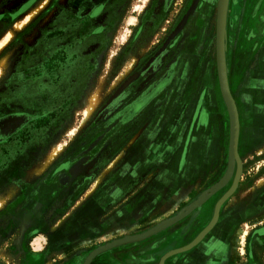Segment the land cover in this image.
Here are the masks:
<instances>
[{
    "label": "rangeland",
    "instance_id": "374dc122",
    "mask_svg": "<svg viewBox=\"0 0 264 264\" xmlns=\"http://www.w3.org/2000/svg\"><path fill=\"white\" fill-rule=\"evenodd\" d=\"M186 1L0 0V40L44 4L0 49V118L28 117L15 133L0 134V264H82L96 242L68 233L109 173L157 172L151 186L167 189L173 171L184 180L197 165L188 162L186 145H171L183 119L193 124L199 109L210 107L219 110L224 129L221 114L228 110L214 21L199 52L186 57L170 49L176 39L170 31ZM241 18L233 19L225 37L229 85L242 122V187L231 200L238 214L233 261L264 264V204L253 205L264 189V28L250 41ZM93 93L97 103L86 115ZM146 128L152 165L141 166L134 151ZM228 142L222 131L216 160L194 173V186L202 189L227 170ZM41 163L45 169L31 181L26 173ZM92 173L100 174L86 186L84 177ZM68 192L79 195L71 202Z\"/></svg>",
    "mask_w": 264,
    "mask_h": 264
},
{
    "label": "flooded vegetation",
    "instance_id": "af4514ba",
    "mask_svg": "<svg viewBox=\"0 0 264 264\" xmlns=\"http://www.w3.org/2000/svg\"><path fill=\"white\" fill-rule=\"evenodd\" d=\"M217 2H219V0H187L185 3L183 2L182 5L180 4L182 7V14L176 26L170 31L172 32L171 34L176 37V39L172 40V44H170V49H172V51H180V54L182 52L186 57H189L192 51H200L199 44L202 43V35L206 33V29L213 21L216 29ZM241 15V25L247 26V28L250 27L249 31H251V35L248 37V40H254L256 34L260 35V32L263 33L264 0H228L226 29L228 30L229 26H231L234 18L240 17ZM171 20H167L168 23H170ZM162 113V108H160V112L157 113L158 117L162 115ZM179 114L180 113L177 112L176 115ZM10 115H24L26 117L25 122L28 120L27 114L22 112L8 114L0 118V120ZM161 120L162 118H159V121ZM25 122L14 132L6 135L0 129V134L3 137H8L18 131ZM160 125L161 124L158 122L155 124V127H161ZM151 129H154V127H151ZM145 133L144 140L142 142H136L139 148L136 147L134 151L135 154H138L137 157L142 160L143 164L149 162L150 157L148 153L149 149H147V144L149 143L148 133H150V129L146 128ZM137 157L134 156V158ZM149 164L150 162L145 165L148 166ZM92 174L94 175L84 177V184L86 186L95 181L100 173ZM109 174L112 177L106 178L102 186L96 187L91 198L79 212V215L84 212H98L97 219L84 221L85 224L83 228H87L89 233L86 234L84 233L85 231L82 232L81 227L76 226L77 224L73 226L72 231L68 233L71 237H74L73 235L75 234L83 233V235H86L84 237L87 240L91 239L96 242V245L90 249L85 256L82 264L85 262L89 253L95 248L127 236L145 233L166 219L175 216L179 211L184 210L186 206L196 200L198 196L206 191L212 184L216 183L225 172L214 177L216 179L202 189L199 186H192L187 193L186 200L180 202L176 208L167 214H164V208L156 206L151 207L150 205H143L142 208H137V210L135 207L136 197L142 191H151L155 188V190H159V188H153V186H151L152 182H154V175L158 174L157 172L125 170L115 171ZM234 177L235 175L233 174L229 181L221 189L212 194L200 207L195 208L175 223L154 234L123 242L111 249L101 252L96 255L89 264H239L234 263L233 259L236 258L235 256L237 255L234 256V251L232 250L234 244L237 243L236 237L232 235L235 217L238 216L237 213L234 214L233 221L230 222V231H228L232 245L223 252H219L218 250L212 252L206 250L203 252L193 251V248L196 246L194 245L188 250L165 256L168 252L191 243L210 223L214 217L217 202L231 187ZM209 178H213V173L210 176L200 177L199 179L202 181L203 179ZM241 187L242 182L240 178L235 191L229 197L233 198V196L238 195ZM77 194L76 192H68L67 195H70L68 200L71 202L76 200ZM229 197L222 202L216 223L219 222L221 213L225 209L226 201L230 199ZM242 201L244 200L241 199L240 203H242ZM259 202L264 204L263 188L254 203H252L254 206H259ZM229 204V208L235 210L234 203L230 201L227 205ZM253 205L252 208L254 207ZM205 220L208 224L206 223L207 225L204 226L203 229L198 230V227L204 223ZM205 236L201 240L205 239ZM201 240L199 242H201ZM251 253L253 254V252Z\"/></svg>",
    "mask_w": 264,
    "mask_h": 264
},
{
    "label": "crops",
    "instance_id": "0c3cea01",
    "mask_svg": "<svg viewBox=\"0 0 264 264\" xmlns=\"http://www.w3.org/2000/svg\"><path fill=\"white\" fill-rule=\"evenodd\" d=\"M221 116H223V130L222 124H220L221 118L218 109L212 110V108L210 107L200 108L193 124H191L189 118L183 119L184 123L182 124V130L180 132H174L172 136L174 142L171 145L175 147L186 145V152L188 153V162H193L197 165L193 167L194 170L187 172L186 179L184 180H179L178 177L180 175L176 174L175 171H173L172 173L174 174L169 175V177H171V180L169 179L164 181V183L167 184L166 186L169 187L167 189L157 187L159 188V190H155V188L151 191H142L136 197V210L137 208H142L143 205H150L151 207L156 206L164 208V214H167L171 212L174 208H176L180 202L186 200L187 193L192 188V186L195 185L193 179L197 177L196 172H202L206 169L208 164L216 160L214 159V156L218 147V142L222 131L225 140H229V115L228 113L226 114V112H224V115L221 114ZM239 122L241 132L242 122L240 120V117ZM134 155L135 157L138 156V154L135 153ZM149 162H146L145 164H148ZM145 164L142 163L141 166H147ZM150 165H152L151 162ZM176 166V162L172 163V167ZM159 177H161V174L159 175ZM235 197L236 196H233V198L229 197L230 199L226 201V206L223 212L221 213L219 222H217L216 225H214L213 228L208 232V234L205 236V239L201 240V242H198L196 244V246L193 248V251L203 252L204 250H206L212 252L214 250H218L219 252H223L232 245L228 231H230V222L233 221L234 210L232 208H229L230 204H227L231 201V199H235ZM97 215L98 212H84L81 215H78V222L76 226L81 227L82 232L85 231L84 233H89L87 228H83L85 224L84 221L95 220L97 219ZM206 223L208 224V222H206L205 220V222L198 227V230L203 229L204 226L207 225Z\"/></svg>",
    "mask_w": 264,
    "mask_h": 264
},
{
    "label": "water",
    "instance_id": "95a60500",
    "mask_svg": "<svg viewBox=\"0 0 264 264\" xmlns=\"http://www.w3.org/2000/svg\"><path fill=\"white\" fill-rule=\"evenodd\" d=\"M227 7H228V0H219L217 17H216V62H217L218 81H219L220 91L225 101L229 115L228 167L227 170L225 171V174L216 183L212 184L206 191H204L200 196H198L196 200H194L188 206H186L184 210L179 211L175 216L166 219L165 221L156 225L155 227L151 228L145 233L137 234L134 236H127L125 238L114 240L112 242H108L104 245L95 248L92 252H90V254L88 255V257L86 258L83 264H89L91 260L99 253L111 249L123 242L139 239L154 234L157 231L175 223L177 220H179L186 214L190 213L195 208L200 207L208 199L209 196H211L217 190L222 188L232 177L236 168L234 181L231 187L224 193V195L217 202L215 214L213 219L210 221V223L200 232V234L191 243L182 246L180 248H176L168 252L165 256L177 252H181L184 250H188L192 248L194 245H196L213 228V226L215 225L218 219V214L222 202L235 191L242 173V160L240 158L238 151L239 133H240L239 113L235 99L230 89L228 73H227V63H226L225 37H226ZM13 116L15 117L18 116V117L17 119L14 120ZM25 119L26 117L24 115L7 116L2 120H0V129L5 135L9 134L11 132H14L22 123H24ZM11 120L14 121L13 124L10 123Z\"/></svg>",
    "mask_w": 264,
    "mask_h": 264
},
{
    "label": "bare ground",
    "instance_id": "6f19581e",
    "mask_svg": "<svg viewBox=\"0 0 264 264\" xmlns=\"http://www.w3.org/2000/svg\"><path fill=\"white\" fill-rule=\"evenodd\" d=\"M43 5H44L43 3L37 4L35 7L32 8V10L29 13H27L24 17L20 18L16 22V24L8 30L6 35L0 40V49L10 40V38L15 34L16 31L21 30L26 25V23L35 14H37L41 10ZM97 99H98V97L93 93L92 97H90L89 105L86 106L87 108L85 109L86 115H88L90 113V111L94 108V106L97 103ZM16 117H18V116H16ZM45 167H46V163H41V164L36 165L35 167L31 168L26 173V175H27L26 177L31 179V181L38 178L40 176V174L43 172V170L45 169ZM2 203H3V199L0 198V206L2 205Z\"/></svg>",
    "mask_w": 264,
    "mask_h": 264
}]
</instances>
